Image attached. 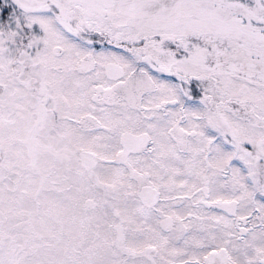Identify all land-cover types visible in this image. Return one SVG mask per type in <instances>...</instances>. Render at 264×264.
<instances>
[{"label":"snow or ice","instance_id":"1","mask_svg":"<svg viewBox=\"0 0 264 264\" xmlns=\"http://www.w3.org/2000/svg\"><path fill=\"white\" fill-rule=\"evenodd\" d=\"M0 264H264V0H0Z\"/></svg>","mask_w":264,"mask_h":264}]
</instances>
